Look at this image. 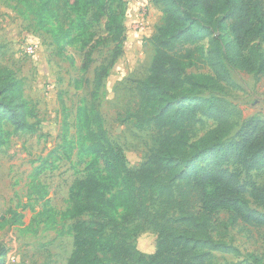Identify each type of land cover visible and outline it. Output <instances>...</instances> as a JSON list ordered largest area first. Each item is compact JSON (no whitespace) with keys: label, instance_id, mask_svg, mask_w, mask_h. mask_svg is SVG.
I'll return each instance as SVG.
<instances>
[{"label":"trees","instance_id":"16d2710c","mask_svg":"<svg viewBox=\"0 0 264 264\" xmlns=\"http://www.w3.org/2000/svg\"><path fill=\"white\" fill-rule=\"evenodd\" d=\"M12 1L19 14L32 16L37 29L54 23L57 44L77 38L86 47L83 71L95 48L113 44L109 58L94 68L88 102L77 107L74 137H68L64 121L60 143L36 168L52 164V155L69 159L74 149L87 158L85 175L69 188L71 206L60 213L72 220L73 249L66 264H215L212 251L236 250L223 238L229 225L264 227V183L242 178V173L264 174V118L248 117L226 139L232 109L224 98L236 88L231 69L264 74V0H150L161 7L162 21L151 36L150 72L138 84L139 110L126 119L138 129L152 128L155 148L135 169L109 139L98 102L104 78L123 53L124 1ZM197 15L214 18L221 31L227 24L231 34L213 37L210 71L200 74L186 71L202 64L196 43L204 32ZM103 18L104 34L93 38L91 27ZM2 47L0 42V56ZM205 90L215 94L203 95ZM24 91V79L0 60V147L7 143L6 124L15 133L38 131L36 105ZM198 115L216 126L187 150ZM32 193L45 197L39 185ZM220 211L228 214L226 221L217 217ZM148 227L157 234L156 244L143 255L131 238ZM247 256V264H264L263 256Z\"/></svg>","mask_w":264,"mask_h":264},{"label":"rangeland","instance_id":"374dc122","mask_svg":"<svg viewBox=\"0 0 264 264\" xmlns=\"http://www.w3.org/2000/svg\"><path fill=\"white\" fill-rule=\"evenodd\" d=\"M123 1L126 34L123 53L104 78L98 102L109 139L120 147L127 166L135 169L155 148L154 131L149 127L138 129L131 119H126V114L139 110L138 84L150 72L154 55L151 36L161 24L163 14L161 7L150 0ZM14 5L12 0H0L3 45L0 60L24 79L25 95L35 103L40 122L35 133H15L10 125H5L7 143L0 147V250L4 249L0 253L1 264H66L73 249L69 232L72 220L62 218L60 213L71 206L69 188L75 178L85 175L87 158L78 156L74 149L69 159H55L52 155V164H45L40 172L36 168L60 143L64 121L68 124V137H74L77 107L88 102L94 68L109 58L113 44L106 42L95 48L93 62L83 71L86 47L77 38L57 44L53 39L57 33L54 23L48 22L44 28L37 29L32 16L19 14ZM142 8L146 11L143 24L140 23ZM197 16L204 32V38L196 43L202 64L190 66L186 71L200 74L210 71L207 54L213 37L223 33L229 39L231 34L227 24L221 31L214 18ZM104 20L91 27L93 38L104 34ZM230 76L236 88L224 96L232 109L231 129L226 139L248 117L264 118V74L235 68L230 70ZM213 94L209 90L203 92V95ZM197 117L187 150L216 126L212 119ZM244 177L258 185L264 183L263 173H242ZM34 185L45 191L44 199L32 193ZM217 217L226 221L228 214L220 211ZM156 238V232L148 227L133 234L131 241L141 254L148 255L154 252ZM223 238L236 250L212 251L215 264H247L249 253L264 257V227L236 222L226 228Z\"/></svg>","mask_w":264,"mask_h":264},{"label":"built area","instance_id":"2783aa9c","mask_svg":"<svg viewBox=\"0 0 264 264\" xmlns=\"http://www.w3.org/2000/svg\"><path fill=\"white\" fill-rule=\"evenodd\" d=\"M145 13H146L145 8H142V9H141V17H142V21L140 22L141 24L144 23V21H143V17H144V15H145ZM31 50H32V46H29L28 51H31Z\"/></svg>","mask_w":264,"mask_h":264}]
</instances>
